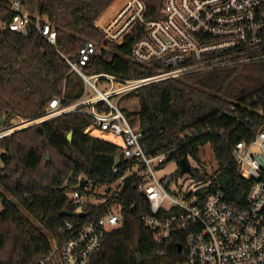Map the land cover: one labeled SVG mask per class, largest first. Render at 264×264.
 Here are the masks:
<instances>
[{
	"label": "trees",
	"instance_id": "1",
	"mask_svg": "<svg viewBox=\"0 0 264 264\" xmlns=\"http://www.w3.org/2000/svg\"><path fill=\"white\" fill-rule=\"evenodd\" d=\"M115 1L23 0L34 17L46 18L56 31V42L52 44L35 29L27 35L10 29L14 12L6 0H0V127L9 128L20 117L41 118L49 112L54 99H59L62 107L77 102L83 94L69 87L73 72L68 60L77 61L88 41L96 42L99 49L85 66L87 72L107 73L120 80L154 74L152 67L132 58L134 43L146 34L141 23L122 43L108 41L96 26ZM122 1L117 0L107 14L113 13ZM142 1L146 19L162 17L164 0ZM136 92L145 151L166 154L161 167L176 161L180 174L179 160L194 159L200 167L194 169L193 176L210 183L207 191L223 189L232 200L243 204L252 182L241 175L232 149L238 141L250 140L255 134L256 124L250 120L256 118L251 108L259 107L254 104L256 97H264V57L152 82ZM125 114L131 115L126 110ZM97 130L93 117L77 110L2 138L0 264H38L50 251L51 238L58 236L67 221L77 220L62 212L71 210L67 191L78 176L107 181L125 173L127 161L121 147L91 134ZM207 144L219 162L212 174L203 168L199 157ZM115 165L120 167L116 174ZM141 180L138 176L126 178L120 200L125 222L107 232L92 264H139V254L142 264H176L181 258L177 246L184 243L183 234H174L164 244H158L142 220L141 214L150 212V203L139 189ZM95 212L89 210L83 221L95 219ZM161 249L163 254L159 253Z\"/></svg>",
	"mask_w": 264,
	"mask_h": 264
},
{
	"label": "built area",
	"instance_id": "2",
	"mask_svg": "<svg viewBox=\"0 0 264 264\" xmlns=\"http://www.w3.org/2000/svg\"><path fill=\"white\" fill-rule=\"evenodd\" d=\"M6 2L14 12L10 29L23 35L35 29L50 43L56 42V31L46 18L34 17L23 0ZM144 13L142 0H124L114 17H101L96 26L108 41L122 43L134 26L141 23L146 34L134 43L132 58L152 67L153 75L120 80L107 73L87 72L85 66L99 49L96 42L88 41L77 61L68 62L72 72L78 73L95 90V95L87 96L85 92L66 107L54 99L49 112L41 118L20 117L19 124L0 127L1 151L2 138L14 131L80 110L93 117V127L98 130L91 134L120 146L127 161L125 173L117 178L102 181L78 176L69 186V211L77 220L67 221L58 236L51 238V249L38 264H92L107 232L125 222L120 200L128 176L142 179L139 189L149 200L150 212L142 213L141 218L153 231L156 242L164 244L174 234H183L184 243L179 244L181 258L176 264H264V97H256L254 104L259 107L251 108L256 118L250 120L256 124L254 136L238 141L232 149L241 175L252 182L243 204L232 200L223 189L207 191L210 183L193 176L200 165L196 162L193 167L192 158L188 160L192 173L180 177L159 175L156 168H161L166 154H148L141 141L143 132L111 99L116 95L121 99L152 82L263 58L264 0H164L162 17L148 20ZM98 81L111 84L101 90ZM114 82L121 86L115 88ZM119 170L115 165L113 172ZM89 210L98 215L84 222ZM163 252L159 250L160 254Z\"/></svg>",
	"mask_w": 264,
	"mask_h": 264
},
{
	"label": "rangeland",
	"instance_id": "3",
	"mask_svg": "<svg viewBox=\"0 0 264 264\" xmlns=\"http://www.w3.org/2000/svg\"><path fill=\"white\" fill-rule=\"evenodd\" d=\"M105 15H106V18H104V19H108V18L114 17L116 14L114 12L109 13V14H107V12H105L104 15H102V18ZM97 83H98L101 90H105L111 84V82H104V81H98ZM114 86H115V88L120 87L121 84L115 83ZM69 87H73L74 89L78 90L79 92H82V94H84L86 92L87 96H91V95L96 94L95 90H93L92 87L90 85H88L83 80V78L76 72H73L70 75ZM136 91H137V89L132 90L128 94H125V96H123L121 99L118 95L113 96L111 99L113 102H117L119 104V106L124 111L125 110L129 111L131 113V115L127 116V117L129 118L130 122L135 127H139L140 126V120H139L138 111L140 109V103H139V97H138ZM17 120L18 119H15L14 124L20 123ZM199 157L201 159V165L203 166V168H205V170L207 171L208 174H212L218 169L219 162L217 161L215 154H214V151H213V148L210 144H207L206 146L201 148ZM47 158L49 159L50 156L48 155ZM191 165H193V167H195L196 161L191 160ZM156 169H157L159 175L169 173V174L175 175V177L181 176V174L179 172V167H178V164L176 161H169L164 167L156 168ZM2 209H3V205H2V202L0 201V210H2ZM22 210L45 233V229L39 224V222L36 221L27 210H25L24 208H22Z\"/></svg>",
	"mask_w": 264,
	"mask_h": 264
},
{
	"label": "water",
	"instance_id": "4",
	"mask_svg": "<svg viewBox=\"0 0 264 264\" xmlns=\"http://www.w3.org/2000/svg\"><path fill=\"white\" fill-rule=\"evenodd\" d=\"M72 137H73V132L68 134L69 140H72ZM178 163H179V166L181 168V172L182 173H192L191 165H190V163H189V161L187 159L182 158V159L179 160ZM62 213H63V215H66V216H71L72 215V213L70 211H68V210L63 211ZM81 216H86V213H81ZM181 248H182V246L179 245V252L181 251ZM138 263L139 264L143 263V258H142L141 254L138 255Z\"/></svg>",
	"mask_w": 264,
	"mask_h": 264
},
{
	"label": "crops",
	"instance_id": "5",
	"mask_svg": "<svg viewBox=\"0 0 264 264\" xmlns=\"http://www.w3.org/2000/svg\"><path fill=\"white\" fill-rule=\"evenodd\" d=\"M116 2H117V0L114 2V4H115ZM114 4H113V5H114ZM113 5H112V6H113ZM119 5H120V4H119ZM119 5H118V7H119ZM112 6H111V7H112ZM111 7H110V8H111ZM118 7H117L116 10L114 11V13L117 11ZM110 8H109L106 12H108V11L110 10ZM91 96H93V95H91Z\"/></svg>",
	"mask_w": 264,
	"mask_h": 264
},
{
	"label": "bare ground",
	"instance_id": "6",
	"mask_svg": "<svg viewBox=\"0 0 264 264\" xmlns=\"http://www.w3.org/2000/svg\"><path fill=\"white\" fill-rule=\"evenodd\" d=\"M110 139H111V140H116V141H118V142H121V141H119L118 139L113 138V137H110Z\"/></svg>",
	"mask_w": 264,
	"mask_h": 264
}]
</instances>
